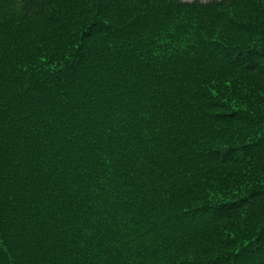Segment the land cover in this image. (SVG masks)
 Listing matches in <instances>:
<instances>
[{"label":"trees","instance_id":"obj_1","mask_svg":"<svg viewBox=\"0 0 264 264\" xmlns=\"http://www.w3.org/2000/svg\"><path fill=\"white\" fill-rule=\"evenodd\" d=\"M0 264H264V0H0Z\"/></svg>","mask_w":264,"mask_h":264},{"label":"rangeland","instance_id":"obj_2","mask_svg":"<svg viewBox=\"0 0 264 264\" xmlns=\"http://www.w3.org/2000/svg\"><path fill=\"white\" fill-rule=\"evenodd\" d=\"M184 2H191V1H196V0H182ZM197 1H205V0H197Z\"/></svg>","mask_w":264,"mask_h":264}]
</instances>
